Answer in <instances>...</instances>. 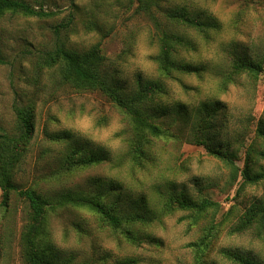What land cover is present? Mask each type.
<instances>
[{
  "label": "rangeland",
  "instance_id": "obj_1",
  "mask_svg": "<svg viewBox=\"0 0 264 264\" xmlns=\"http://www.w3.org/2000/svg\"><path fill=\"white\" fill-rule=\"evenodd\" d=\"M27 1L53 14L37 17L7 13L0 19V51L6 60L0 64V131L15 127L16 107L35 101L36 131L15 182L22 188L39 186L52 202L51 243L74 264H112L129 256L136 257L139 264L193 263L197 254L189 243L199 239L212 212L193 224L190 211L175 210L146 227L153 241L133 245L91 211L73 206L66 195L94 189V179L100 178L103 186L119 181L121 192H129L135 201L143 196L154 207L159 205L162 193L175 187L195 197L218 201L221 207L216 222L232 203L237 206L234 212H241L255 197L262 196L264 179L256 184L243 183L240 170L246 150L256 138L257 124L264 119V71L257 79L244 73L226 89L220 81L221 73L229 70L226 49L230 43L245 47L252 57L264 54V0H161L164 7L184 4L194 11H207L221 22L220 29L210 31L208 40L192 31L198 48L182 53L185 60L203 68L202 74H178L168 80V92L160 96L162 104L168 105L166 114L159 118L164 133L154 139L152 159L142 168L133 170L129 163L120 168L105 162L64 175L57 174L58 157L64 147L46 139L45 126L50 131L68 130L75 140L89 139L104 146L115 159L126 150L129 125L115 102L101 91H81L65 83L59 67L45 63L46 54L62 42L78 50L100 42L107 67L133 87L139 76H159L155 61L159 27L137 1ZM152 11L164 25L165 16L157 8ZM69 18L71 22L67 23ZM214 101L220 107L210 131L217 133L218 142L239 146L235 166L210 154L204 145L188 141L196 109L203 102ZM178 105L186 107L189 119L177 113ZM257 165L264 166V158ZM2 198L0 188V264H24L21 233L28 205L16 193L8 205ZM229 229V222L223 221L207 251L208 264H235L221 252L229 247L264 255V240L255 235L254 229L241 233Z\"/></svg>",
  "mask_w": 264,
  "mask_h": 264
},
{
  "label": "trees",
  "instance_id": "obj_2",
  "mask_svg": "<svg viewBox=\"0 0 264 264\" xmlns=\"http://www.w3.org/2000/svg\"><path fill=\"white\" fill-rule=\"evenodd\" d=\"M131 1H137L159 27L156 37L158 51L155 55L159 72L157 78L141 79L139 76L133 87L127 86L113 68L107 67V58L100 42L84 50L74 49L62 42L44 58L48 66L59 67L63 81L74 89L98 90L104 93L115 102L129 125L126 150L115 159L111 151L104 146L95 145L89 139L75 140L68 130L50 131L45 126L46 139L64 147L58 157L57 174H70L105 162L114 163L120 168L126 163H129L133 170L142 168L152 159L154 139L164 133L159 118L166 114L168 105L162 104L160 96L168 92V80L176 79L178 74H202L203 68L185 60L182 53L198 48L199 43L193 33L191 34L192 31L208 40L210 31L220 29L221 22L207 11H194L184 4L164 7L161 0ZM152 8L159 9L165 16L164 25L155 17ZM7 13L46 17L52 15L53 11H46L43 7L36 8L27 0H0V19ZM70 22L71 18L67 23ZM239 45L232 42L227 46L226 52L230 56L229 70L221 73L220 81L224 89L244 73L257 79L264 71V54L252 57L245 47L241 48ZM4 63L6 60L0 51V64ZM219 107L217 101L200 104L191 123L188 141L204 145L210 154L230 166H235L239 146L234 148L229 141L225 144L218 142L217 133L210 131L211 121L217 116ZM176 111L186 120L190 118L186 107L178 105ZM36 117V103L30 100L27 104L16 107L15 127L11 131H0L2 202L8 205L13 193L27 202L28 216L21 233L24 264H74L71 257H62L50 241L49 210L54 206L47 195L40 191L39 186L22 188L15 182V175L35 135ZM255 137L246 150L244 166L240 170L243 183L247 184H256L264 179V166L257 165L259 159L264 158V119L259 120ZM102 183L100 178H96L94 189L69 193L66 200L73 206L91 211L101 222L119 231L130 244L139 245L147 239L153 241L154 237L146 231V227L161 221L164 216L178 209L190 211L193 224H197L207 213L212 212L210 222L199 239L189 243L197 255L195 261L188 264H208L207 251L223 221L229 222L230 232L241 233L254 229L255 235L264 240V194L255 197L241 212H234L237 206L232 203L224 217L216 222L215 217L221 204L208 197H195L184 189L170 187L161 194L159 205L151 207L143 196L135 201L129 192H121L119 181L118 184L109 183L107 186ZM221 252L235 264H264V255L253 254L240 248L229 247ZM112 264L139 263L136 257L129 256Z\"/></svg>",
  "mask_w": 264,
  "mask_h": 264
}]
</instances>
